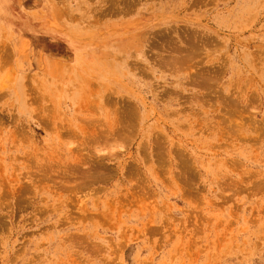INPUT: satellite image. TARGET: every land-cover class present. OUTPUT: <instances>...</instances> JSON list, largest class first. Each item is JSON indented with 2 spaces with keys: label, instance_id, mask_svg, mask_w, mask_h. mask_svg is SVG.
I'll use <instances>...</instances> for the list:
<instances>
[{
  "label": "rangeland",
  "instance_id": "374dc122",
  "mask_svg": "<svg viewBox=\"0 0 264 264\" xmlns=\"http://www.w3.org/2000/svg\"><path fill=\"white\" fill-rule=\"evenodd\" d=\"M0 264H264V0H0Z\"/></svg>",
  "mask_w": 264,
  "mask_h": 264
}]
</instances>
